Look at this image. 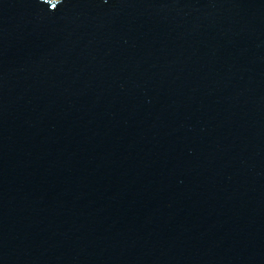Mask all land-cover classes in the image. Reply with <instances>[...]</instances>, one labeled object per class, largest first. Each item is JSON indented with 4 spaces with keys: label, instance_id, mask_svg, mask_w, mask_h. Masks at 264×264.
<instances>
[{
    "label": "water",
    "instance_id": "obj_1",
    "mask_svg": "<svg viewBox=\"0 0 264 264\" xmlns=\"http://www.w3.org/2000/svg\"><path fill=\"white\" fill-rule=\"evenodd\" d=\"M0 264H264V0H0Z\"/></svg>",
    "mask_w": 264,
    "mask_h": 264
},
{
    "label": "snow or ice",
    "instance_id": "obj_2",
    "mask_svg": "<svg viewBox=\"0 0 264 264\" xmlns=\"http://www.w3.org/2000/svg\"><path fill=\"white\" fill-rule=\"evenodd\" d=\"M104 2L105 3H107L108 2V0H104ZM53 9H55L56 7H57V5H55V6H51Z\"/></svg>",
    "mask_w": 264,
    "mask_h": 264
},
{
    "label": "bare ground",
    "instance_id": "obj_3",
    "mask_svg": "<svg viewBox=\"0 0 264 264\" xmlns=\"http://www.w3.org/2000/svg\"><path fill=\"white\" fill-rule=\"evenodd\" d=\"M57 1V0H56Z\"/></svg>",
    "mask_w": 264,
    "mask_h": 264
}]
</instances>
